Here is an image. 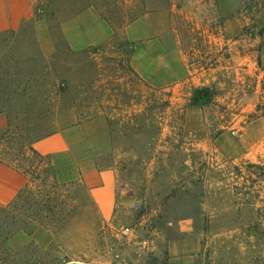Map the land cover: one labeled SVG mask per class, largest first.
<instances>
[{
  "label": "rangeland",
  "instance_id": "374dc122",
  "mask_svg": "<svg viewBox=\"0 0 264 264\" xmlns=\"http://www.w3.org/2000/svg\"><path fill=\"white\" fill-rule=\"evenodd\" d=\"M252 23L242 0H37L0 29V152L24 181L0 206V264H264ZM55 133L67 150L34 148ZM87 165L138 184L109 223Z\"/></svg>",
  "mask_w": 264,
  "mask_h": 264
},
{
  "label": "crops",
  "instance_id": "0c3cea01",
  "mask_svg": "<svg viewBox=\"0 0 264 264\" xmlns=\"http://www.w3.org/2000/svg\"><path fill=\"white\" fill-rule=\"evenodd\" d=\"M36 1L0 0V29L15 26L29 13ZM33 146L41 154H53L68 148L58 133L37 140ZM80 181L88 188L89 197L102 222L109 223L119 210L138 196L137 182L134 179L120 178L114 170L83 166ZM23 183L21 174L0 162V206L6 205L16 196ZM31 237L39 248L47 247L53 239L52 234L41 227L34 229Z\"/></svg>",
  "mask_w": 264,
  "mask_h": 264
},
{
  "label": "trees",
  "instance_id": "16d2710c",
  "mask_svg": "<svg viewBox=\"0 0 264 264\" xmlns=\"http://www.w3.org/2000/svg\"><path fill=\"white\" fill-rule=\"evenodd\" d=\"M242 10L245 12L247 18L253 21L252 24L256 29L257 34L264 36V0H242ZM208 90V87H200L196 89L194 101H198L199 98L203 96H208ZM7 132L8 130L2 132L0 138H2L1 136L5 135ZM29 148L36 157H40L36 150L31 147ZM11 156L12 157L3 155V153L0 152V162L7 163L8 166H13L12 162L16 160V157L15 154H12Z\"/></svg>",
  "mask_w": 264,
  "mask_h": 264
},
{
  "label": "built area",
  "instance_id": "2783aa9c",
  "mask_svg": "<svg viewBox=\"0 0 264 264\" xmlns=\"http://www.w3.org/2000/svg\"><path fill=\"white\" fill-rule=\"evenodd\" d=\"M127 231H128V229H127V228L123 230V232H127Z\"/></svg>",
  "mask_w": 264,
  "mask_h": 264
}]
</instances>
